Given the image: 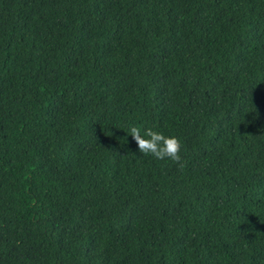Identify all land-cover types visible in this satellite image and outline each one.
<instances>
[{"label": "trees", "instance_id": "obj_1", "mask_svg": "<svg viewBox=\"0 0 264 264\" xmlns=\"http://www.w3.org/2000/svg\"><path fill=\"white\" fill-rule=\"evenodd\" d=\"M0 264H264V0H0Z\"/></svg>", "mask_w": 264, "mask_h": 264}, {"label": "clouds", "instance_id": "obj_2", "mask_svg": "<svg viewBox=\"0 0 264 264\" xmlns=\"http://www.w3.org/2000/svg\"><path fill=\"white\" fill-rule=\"evenodd\" d=\"M129 133L140 153L150 155L158 160H171L181 169L185 167V162L180 156L181 143L177 137L165 136L151 128L146 129L141 135V129L135 126L129 128Z\"/></svg>", "mask_w": 264, "mask_h": 264}]
</instances>
